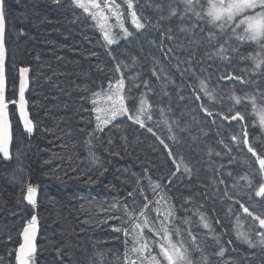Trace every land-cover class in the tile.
I'll return each instance as SVG.
<instances>
[{"label":"trees","instance_id":"trees-1","mask_svg":"<svg viewBox=\"0 0 264 264\" xmlns=\"http://www.w3.org/2000/svg\"><path fill=\"white\" fill-rule=\"evenodd\" d=\"M5 2L9 100L17 99L20 68H30L29 101L36 133L26 134L17 123L16 109L11 110L16 124L14 159L6 163L0 156V264H16L20 232L36 214L24 199L26 191L22 189L26 183L39 185L40 190L38 215L42 231L35 264H117L115 256L122 251V231L115 229H124L129 223L121 215L124 212L121 204L129 192L139 199L140 188L143 182H149V178L166 186L174 167L159 147V139L158 143L154 138L142 137L140 131L143 130L129 120L118 121L110 126L111 129L97 134L91 119V91L97 90L98 86L106 88L108 81L116 76L110 69L118 61H123L130 66L127 70L121 67L125 74V94L136 80L154 84L156 92L151 103H159L165 109L170 107L171 111L167 113L170 121L172 108L178 113L184 110L180 91L186 85L194 88L193 81L198 84L200 79H206L209 86L221 82L224 90H237L243 84L218 79L226 71L235 72L229 67L230 63L219 58L208 59L207 47L201 46L195 55H190V48L176 47V41L162 38L157 29L146 27L136 31L128 25L133 36L121 38L106 48L95 21L83 9L74 4L69 6L68 0H61L60 4L53 3V0ZM168 2L134 0L138 16L149 17L153 21L160 15L157 6L163 5L167 14ZM169 23L174 27L178 40L186 44L185 34L176 28L177 18L173 17ZM240 30L237 29L238 32ZM230 32L228 29L220 35V42L227 40ZM117 33L122 36L120 29ZM161 40L162 47L158 46ZM231 41L233 45L237 43L234 37ZM169 48H172L171 52ZM206 61H216L222 66L210 67ZM241 75L253 86L259 82ZM128 76L135 79L129 80ZM234 83L237 84L233 86ZM258 92L251 93L256 97L257 107L264 105L261 96L264 87ZM127 103L130 107L129 99ZM190 104L193 110L189 104L185 110L200 114L198 104ZM247 104L252 108L251 101L247 100ZM154 115L159 118L155 107ZM244 115L249 144L254 138H264V127L258 115L251 121L247 113ZM210 124L206 122L199 129L202 136L197 137L198 140L204 142L208 133H213ZM237 125L241 130L239 122ZM193 137L186 133L183 138L189 144ZM90 139V149L98 159L96 166L85 161ZM188 144L183 147L180 143L175 144V154L191 159L197 171L199 166L203 167V162H208L212 165L214 179V184H211V176L207 175L195 177L197 182H183V177H180V183L168 186V196L177 208L187 207L189 211L187 203H191L195 210L206 208L212 217L211 229L196 238L202 247V255L198 253L200 259L204 256L206 261L200 263L193 258L190 250L195 248L187 231H181L192 264H264V245L259 243L261 237L258 235L264 229L258 227L259 222L252 216L243 212L240 203H230L234 197L242 199V193L253 191H241L237 185L225 186L228 180H240L243 169H240L237 159L215 157L208 161L206 153L201 157L203 148L200 145L203 143ZM240 147L259 169V163L247 147ZM263 147H255L258 154L264 155ZM103 167L108 171L101 176ZM90 179L96 182L89 183ZM232 193L241 194L226 199ZM253 196H245L244 206L254 216L264 218V197L255 196L260 208L257 211L249 207ZM114 204L119 207L113 208ZM250 228L253 235L248 231ZM238 233L247 234L255 246H250ZM173 239L177 237L173 236ZM221 248L224 250L222 256L217 254ZM152 249L158 248L153 246ZM121 264H127L124 256Z\"/></svg>","mask_w":264,"mask_h":264},{"label":"snow or ice","instance_id":"snow-or-ice-1","mask_svg":"<svg viewBox=\"0 0 264 264\" xmlns=\"http://www.w3.org/2000/svg\"><path fill=\"white\" fill-rule=\"evenodd\" d=\"M61 0H53V3L60 4ZM127 4V8L130 10L128 15L130 16L131 24L137 31L143 30L146 27L157 29L160 32L162 38H166L171 41H176V47L190 48V55H195L197 48L205 46L208 48V59L219 58L223 62L230 63L233 56L240 54V47L247 42H255L260 49V52L256 54H249L254 63V69H260L264 66V0H169L167 3V14L164 13V6H157L160 15L153 21L149 17L138 16L137 12L133 9L132 0H124ZM72 3L83 9L89 16L96 21L99 26L103 40L107 45H112L119 42V39H127L133 36V32L129 31L124 25L122 19L123 13L120 11V5L115 3L114 0L110 3V0H102L101 3L97 0H72ZM178 5H183L182 8ZM95 10V11H93ZM105 10L110 12L116 19L122 36H116L113 34L112 26L106 22L108 17L105 16ZM173 17L177 18L176 28L180 33H184L185 44L178 40V36L174 31V27L169 23ZM239 17V19H237ZM163 22V23H162ZM243 26V28H241ZM5 27H6V2L0 0V155L6 160L12 159V153L10 151V145L12 142L11 133V121L9 118L8 107L9 104L17 105L20 119L23 123V128L26 132L32 133L34 131V124L29 118L26 111V101L24 98V91L26 87L23 74L29 71V68H20L21 80L19 87L18 99L6 98V78H5V59H6V47H5ZM228 29H231L228 34V39L220 42V35L224 34ZM237 29H241L239 32ZM236 40V44L233 45L230 41ZM153 43H156L153 41ZM163 46L162 40L160 45ZM214 49V50H213ZM169 52L172 48L168 49ZM230 53L232 55H230ZM240 58L244 57L240 54ZM115 59V57H114ZM190 63V61H186ZM135 63V61H133ZM102 67V66H100ZM121 67L128 69L130 66L123 61H118L110 71L117 73L113 79H110L107 83V87L98 86L97 90L91 91V98L93 104V111L96 113V131H103V127L112 123L118 117H126L127 120L132 121L134 124H138L141 128H147V131L152 133L159 139L160 143L164 145L165 149H168V156L172 158V163L176 165V172L180 171V165L183 164L184 173L191 174L192 169L188 164L184 163L183 157H176L173 154L172 149L163 139L153 131V127L147 126L149 122H153V109L158 111L159 119L155 123H163L167 125L169 139L174 144H179L178 132L186 131L187 125L181 127L179 119L173 118L172 123H169L167 113L171 111V108L165 109L159 103L153 105L149 103L147 99V92L142 93L138 97V103H134L131 107L128 106V99L131 97V89L125 94V74L121 71ZM187 71V69H185ZM247 71V69L243 70ZM264 75V74H262ZM129 80H134L133 76H128ZM219 80H232L239 81L241 84L248 83L243 75L233 74L232 71H226L223 75L218 77ZM135 87H139V84H134ZM143 86L146 90L149 89L147 82H143ZM196 94L194 99L199 101L197 107L209 117L215 115H222L223 119L231 121H238L240 123L241 132L239 135H232L233 141H238L237 146H246L247 151L255 157V161L259 163V174L261 180L258 187L254 191V195L257 197H264V155L258 154L255 147L248 142L247 125L244 123L245 115L239 110L229 109L230 115L224 114L222 111L216 110L211 107V104L216 101L222 100V97L217 95L215 88H209L206 79H200L198 84V91L194 89ZM201 94L205 100H201ZM264 98V93H261ZM233 99L236 104H240L241 100L251 101L252 108L259 117V121L262 127H264V105L257 107L256 97L253 95H245L244 97L236 96L233 94L229 97ZM183 99V97H181ZM183 115V113L181 114ZM214 122V120H213ZM173 125L178 131L173 130ZM91 136V134H90ZM194 139V138H193ZM91 139L89 140V144ZM111 143V141H109ZM118 154V153H116ZM219 155V153H217ZM89 158L92 163L97 162L95 154L89 150ZM177 158L179 163H177ZM108 171L106 167L102 168L100 175ZM175 176V172L171 174ZM171 176L168 178V183H172ZM240 179L248 180V185H252V181L248 179L247 175L241 176ZM89 183L96 181L89 180ZM137 186L139 187V180H137ZM223 183V181H221ZM149 187L154 196L158 198L153 201L145 193L143 188H140V196L143 197V203L140 205V209L136 212L134 209L129 210V205H125V213L127 215V221L130 222L129 228H117L116 231H122L123 243L128 245L131 241V247L125 252V258L128 260V264H161V260L166 261V264H192V260L189 256V249L185 246V240L183 234L179 228L170 230L169 224L172 222V218L175 216L174 206L168 203L166 196L162 193V184L154 182L149 178ZM26 191L24 199L33 208L37 205V194L39 191V185H33L26 183L22 189ZM227 191V190H225ZM129 196L133 193L129 192ZM231 199V197H229ZM136 201H133V205ZM239 203V201H236ZM113 208L116 205H112ZM244 213L253 217V220L258 221V227L264 229V218L260 216H254L249 212L248 208L243 204H240ZM155 213L153 219H149L148 210ZM162 208L164 209L162 212ZM119 219L120 217H113ZM239 219V218H237ZM201 222L205 228L209 227L204 216L200 217ZM218 222V221H217ZM147 229L151 233V237H146L144 231ZM38 233V218L36 215H32L27 221L26 226L22 228L20 235L23 238V242L17 249L16 261L17 264H33L34 254L37 251L36 248V236ZM261 237L259 243L264 245V232L258 233ZM173 236L177 239H173ZM187 236L194 246L199 248L196 242V236L189 229ZM238 236H242L243 239L249 243L250 246H255L252 241L248 239L247 234L238 233ZM155 246L159 249L157 254H153L152 247ZM128 252L134 254V258L128 257ZM223 248L217 253L223 255ZM160 257L158 259L157 257ZM202 260H207V257H202Z\"/></svg>","mask_w":264,"mask_h":264},{"label":"bare ground","instance_id":"bare-ground-1","mask_svg":"<svg viewBox=\"0 0 264 264\" xmlns=\"http://www.w3.org/2000/svg\"><path fill=\"white\" fill-rule=\"evenodd\" d=\"M204 2V0H203ZM68 5L71 6L72 0H68ZM93 20V19H92ZM95 21V20H94ZM7 24V21H6ZM95 24L98 28L99 32V36L102 38V33L101 30L99 28V26L97 25L96 21ZM112 30L115 27V24H113ZM135 29V28H133ZM8 30V27H7ZM136 30V29H135ZM130 31V30H129ZM137 31V30H136ZM141 31V30H140ZM114 35L116 36H120L116 31H113ZM7 36V33H6ZM232 42V41H231ZM233 43V42H232ZM105 47L108 45L105 43L104 44ZM106 47V48H107ZM109 48V47H108ZM240 54H243L244 57H248V58H240V54H236L234 55V59L231 60L230 62V68L235 72V74H245L248 77L254 78L256 79V82L259 81L256 85H251L250 82H248L247 84L244 83L243 85L239 86L237 88V90L235 88H226L224 90L223 88V84L221 82H219L217 85L214 86H209V88H215L217 95L219 97H222V100L220 101H216L213 102L211 104V107L222 111L224 114L226 115H230L229 113V109H233L235 110H239L241 111L243 114L247 113L248 118L250 119V121L254 118H256V113L253 110V108H251L248 104H247V100L242 99L240 104H236L235 101L233 99H230L229 97L232 96L233 94H235L236 96H240V97H244L245 95H252V91H255L257 93L258 90L263 89L264 87V66H262L260 69H256L255 71H253L254 69V63L252 61V59L250 58L249 54H256L257 52H260L259 46H257V44L255 42H247L245 44H243L240 47ZM262 55H264V53H261ZM206 64L210 65V67L214 65L218 67L222 66L220 63H216V61H206ZM216 68V69H217ZM247 69V71H243ZM208 75H211L210 73H207ZM117 76V73H116ZM31 80H32V71H31V78H30V91H31ZM248 81V80H247ZM146 82V81H144ZM213 82V81H212ZM238 82L239 81H235ZM134 84H139V87H135ZM147 84L149 85V89L146 90L143 86V83L138 82V80L134 81L133 83H131L129 86L131 87V97L129 98L130 101V107L134 104V103H138V97L140 94L147 92V99L149 101V103H151V99L153 94L156 92L153 90L154 88V84H151L150 82H147ZM199 84V81H198ZM198 84L195 83L193 81V85L195 86V90L198 91ZM237 83H234L233 86H235ZM241 84V83H240ZM126 87V84H125ZM194 88H192L191 86H184L183 89L180 91V95L181 97H183V99H181V103H183V108L185 110L186 105L189 104V107L192 108L193 110V106L190 103H199V101H196L194 99V95L196 94V92H194ZM244 88H248L246 90H244ZM130 89V88H129ZM127 90V89H126ZM125 91V90H124ZM30 93V92H29ZM179 95V96H180ZM201 100H205V98L203 97V95L201 94ZM28 107H29V114H30V119L32 120L33 124H34V131L32 133H28L24 130L23 128V124L21 123L20 119H19V115L17 113L16 118H17V123L19 124V126H21V128L24 130V132L28 135H35L36 133V125L35 122L32 119V114H31V102L29 101V96H28ZM93 104H92V100H90V111H91V119L93 122V125L95 126L96 129V113L93 111ZM182 110L183 115H181L182 113H178L176 111H174V109L172 108V112H173V116L171 118V120L169 121V123H172L173 118L179 119L181 127L187 125V130L186 131H182V132H178L179 135V139H180V147H183L184 145L188 144L183 137L186 133H188V137L192 134L194 137V139L192 138L191 142H189L188 145H192V144H199V142L203 143L200 145L201 149L203 148V151L201 152V157H203V154L206 153V157L208 158V161L211 158H220V159H228L229 158H235L237 159V164L239 165L240 169H243V173L241 176L247 175L248 179L252 181V185L249 186L248 185V180H243V179H236V180H228L225 183V186H230L231 185H237L239 186L242 190L241 191H245V190H252L253 192L255 191V189L258 187V184L261 180L259 171L255 165L254 162H252L251 160H249V158L247 157V155L242 151V148L239 146H237L238 141H233L231 139L232 135H239V133L241 132L239 126L237 125L238 121H231L229 122V120H225L223 119L222 115H215L213 117H209L207 116L205 113H203L199 108V113L198 111L195 113H189L187 110ZM154 112V109H153ZM157 115H153V122H149L147 126L153 127V131H155L157 133V135L160 137V139H163L165 141L166 144L169 145V147L172 149L174 156L176 157H180L181 155H177L174 152V148H175V144L173 143L172 140H170L169 137V133H168V129H167V125L161 123H155V121H157L158 119ZM127 120L126 117H121L119 120L115 121L114 123L110 124V126H112L113 124H115L118 121H124ZM214 120V122H213ZM12 122V137H13V141H12V147H11V153H12V161L14 159V141H15V135H16V124L14 120H11ZM132 122V121H131ZM208 122L210 124L211 122V126L213 128V133H211V131L208 133V135L206 136V140H204V142H202L203 140H198L197 137L201 138V133L199 131L200 128H202L205 123ZM107 126V127H103V131H96L95 132L97 134H102L105 131H107L108 129H111L112 127ZM134 126L138 127L142 135V137H150V138H154L158 143V139L156 136L152 135V133L147 131V128H141L138 124H135ZM238 126V127H237ZM173 130L174 131H178L175 128V125H173ZM215 136V139L213 136ZM217 137V138H216ZM187 138V137H186ZM92 143V142H91ZM91 143L89 144L88 148H87V153H86V163H91L92 165H97L98 162H96L95 164L92 163L91 159L88 156L89 150L91 148ZM251 145H253L254 147H261L264 146V138H254L251 142ZM159 147L165 152V154H167L168 156V149H165L164 145L159 143ZM264 148V147H263ZM217 153H219V155H217ZM96 156V155H95ZM183 157V156H182ZM2 158V156H1ZM169 161L171 162L172 166L174 167V172H175V176H171L172 179V183H168L166 186H163L162 188V193L166 196V199L168 201L169 204H171L172 206H174V210H175V216L174 218H172V222L171 224H169V228L170 230H174L175 228H179L181 231H188L189 229L191 230V232L196 236V238L199 236V234L201 235L202 233H207V231H209L211 229V225H212V217L210 216L211 214L209 213V211L206 208H198L197 210H195L192 207L191 203H187V206L189 208V211H187V207H180L177 208L175 204H173V202L170 200V196H168V186L170 184H178L181 181H179L180 177H183V182L187 181V182H197L198 179H196L195 177H202L203 175H207V177L211 176V180L210 183L214 184V179L212 178V165L207 164L208 162H203L202 166L198 167V171L196 169V164L194 167V162L191 161V159L187 158L185 156V158L183 157L184 163L188 164V166L192 169L191 174H187L184 173L183 171V164L180 165V171L176 172V165L172 163V158L169 157ZM3 159V158H2ZM4 161V160H3ZM11 161V162H12ZM98 161V159H97ZM10 162V163H11ZM177 163H179V159L177 158ZM204 164V165H203ZM221 163H219L220 165ZM217 165L216 167H220L222 166V164L219 166ZM201 167V168H200ZM156 182V181H154ZM182 182V183H183ZM140 183V182H139ZM143 186L142 188L145 190V193L149 196L150 199H152L153 201H155L158 197L154 196L151 192V188L149 187V182H143ZM247 190V191H248ZM253 192H245L242 193L243 198H237L232 199V196H236V195H240L241 193H232V195H229L228 197H226V199H228L229 197H231L232 201H230V203H236V201H239L240 204L246 205L244 203V198L246 195L248 194H254ZM127 198H125L124 202L121 204L123 205V207L125 205H129V210L132 211L133 209L138 212L140 209V205L143 203V197L141 196L139 199L134 197V196H126ZM136 201V203L133 205V201ZM39 201H40V190L38 191L37 194V205L35 208H33L32 205H29L27 203V201L25 200L27 206H31L35 212H36V216L38 218V242L36 245L37 251L34 254V260H33V264H35V258L37 257L38 253H39V242H40V238H41V231H42V227H41V219L38 215V205H39ZM257 199L255 197V195L253 196V201L250 204L249 207H251L252 210H256L260 211V208L257 206ZM119 207V205H116V208ZM259 208V210H258ZM163 208H162V212H163ZM181 210V211H180ZM149 213V219H153L155 216V213H153L151 211V208H149L148 210ZM259 214V213H258ZM122 217L125 218V220H127V215L125 213V209L124 212L121 213ZM204 216L206 218L207 223L209 224L208 228H205L203 223L200 220V217ZM233 219V218H232ZM130 227V222L126 225V228ZM254 229V228H253ZM250 232V234H252V228H250L248 230ZM21 233V232H20ZM144 235L146 237H151V233L145 229L144 231ZM253 235V234H252ZM122 236V251L121 254H119L118 256H115V260L117 264H121L122 260H123V256H124V263L127 262L128 264V260L125 258V252L131 247V241L129 242L128 245H125L123 243L124 237H123V233L121 234ZM21 238V243L23 242V238L20 235ZM202 251V247L199 245V248H195V249H191L190 252L194 255L193 258L196 259L198 262H202V260L200 259L199 254H201ZM199 253V254H198ZM202 255V254H201ZM128 257L132 258L133 254L131 252H128ZM204 257V256H203ZM127 260V261H126ZM17 264V261H16Z\"/></svg>","mask_w":264,"mask_h":264},{"label":"water","instance_id":"water-1","mask_svg":"<svg viewBox=\"0 0 264 264\" xmlns=\"http://www.w3.org/2000/svg\"><path fill=\"white\" fill-rule=\"evenodd\" d=\"M6 33H7V24H6V27H5V47H6ZM6 50H7V47H6ZM7 65H8V50L6 51V59H5L6 98L8 99ZM23 78L25 79V82H26V87H25V91H24V98H25V101H26V111H27V113L29 115V118H30L29 107H28V96H29V92H30V78H31V70L30 69H29V71L27 73L23 74ZM20 80H21V73H20ZM19 87H20V83H19ZM18 98H19V93H18ZM14 106L18 110L17 105H14ZM10 107L11 106L8 107V112H9V118H10V121H11L10 110H9ZM18 115H19V111H18ZM19 119H20V116H19ZM20 121L22 123L21 119H20ZM12 131H13V128H12V122H11V133H12ZM12 141H13V137H12ZM11 147H12V142H11V145H10V151H11ZM3 160L6 163H10L12 161V159L11 160H6L4 158H3ZM38 236H39V233H37V236H36V242H35L36 245H37V242H38Z\"/></svg>","mask_w":264,"mask_h":264},{"label":"rangeland","instance_id":"rangeland-1","mask_svg":"<svg viewBox=\"0 0 264 264\" xmlns=\"http://www.w3.org/2000/svg\"><path fill=\"white\" fill-rule=\"evenodd\" d=\"M120 1H122L123 3H125L124 2V0H120ZM133 1L134 0H132V3H133ZM97 2H100L101 3V7H103V3L100 1V0H97ZM112 2V0H110V3ZM114 2L115 3H117V4H119L120 5V11L123 13V16H122V19L124 20V25H125V27H127L128 28V30L130 29L129 28V26L127 25V17H129V19H130V16L128 15V13H129V9L128 8H124L120 3H118V2H116V0H114ZM126 4V3H125ZM127 5V4H126ZM132 10H135L136 11V9L134 8V6H133V9ZM93 11H95V10H93ZM105 16H107L108 17V20H107V24L108 25H111L112 27H113V25H112V23L113 24H115V26L117 25L116 24V19H115V17L114 16H112L111 14H110V12H108L107 10H105ZM138 15V14H137ZM130 24H131V20H130ZM132 25V24H131ZM133 26V25H132ZM134 27V26H133ZM117 29H119V27H118V25H117V27L116 28H114L112 31H115V30H117ZM129 38V37H128ZM116 44V43H115ZM115 44H112V45H108V47H112L113 45H115ZM121 117H118L116 120H114V121H112V123H114L115 121H117V120H119ZM112 123H110V124H112ZM110 124H108L107 126H110ZM107 126H104V127H107ZM152 251H153V254H157L158 253V251H159V249H152ZM158 259H160V257L158 256L157 257ZM137 264H140V262L138 261L137 262ZM161 264H166V261H163V260H161Z\"/></svg>","mask_w":264,"mask_h":264}]
</instances>
